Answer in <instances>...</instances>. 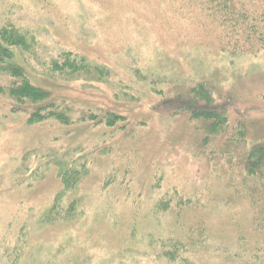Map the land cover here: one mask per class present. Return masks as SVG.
Segmentation results:
<instances>
[{
  "label": "rangeland",
  "instance_id": "obj_1",
  "mask_svg": "<svg viewBox=\"0 0 264 264\" xmlns=\"http://www.w3.org/2000/svg\"><path fill=\"white\" fill-rule=\"evenodd\" d=\"M1 21L67 122L29 123L0 73V264H264L244 149L218 154L264 137V0H0ZM201 83L226 102L210 149Z\"/></svg>",
  "mask_w": 264,
  "mask_h": 264
},
{
  "label": "trees",
  "instance_id": "obj_2",
  "mask_svg": "<svg viewBox=\"0 0 264 264\" xmlns=\"http://www.w3.org/2000/svg\"><path fill=\"white\" fill-rule=\"evenodd\" d=\"M31 46L32 39L15 28V26H9L2 23V21L0 22V73L8 74L14 83V87L12 84L10 88L9 96L14 100L15 104L19 103L26 107L23 112H27V108L31 107L33 113L31 112L30 114L29 123H39L53 118L60 119L66 123V117L59 116L57 114L58 112H54L52 111L53 109L50 108L52 104V102L49 101L50 95L32 84L25 71L13 63L14 54H16L15 50L25 52ZM71 63L77 65L75 61ZM71 68L74 69L73 65ZM196 89L198 90L191 91V99L186 100L191 103L186 104V106L190 105L188 112L193 119H202L207 125V133H205L202 142L206 148L210 149V144L217 140L216 138L225 130V125H228L225 117L226 102H215L211 95L212 89L205 83L199 84ZM27 104L33 106H26ZM112 120L113 119H108V121ZM243 136L244 134L241 133L240 137ZM228 140V144L233 148L235 147L233 150L237 151L232 150L233 153L231 154L230 152L222 151L218 154H221L223 157H229L230 160H227V164L231 166V159L238 157L236 155L239 152V148L244 149L245 155L241 158L242 169L240 168L243 179L242 189L251 201L253 226H256L253 228L255 230L260 229L264 232V137L249 143L245 133V138L243 140L235 138L233 135L230 138L228 137ZM212 154H214V152L211 148L210 155ZM228 171L229 168L226 172ZM235 192L238 194L236 188ZM237 249L236 252L230 253L232 257H240L246 253V251L241 250L240 244ZM171 253V256L175 258V247ZM251 256L254 261L258 259L256 248L253 250Z\"/></svg>",
  "mask_w": 264,
  "mask_h": 264
}]
</instances>
